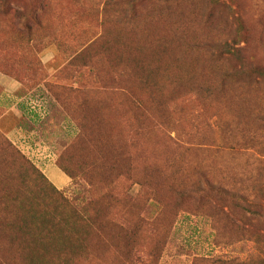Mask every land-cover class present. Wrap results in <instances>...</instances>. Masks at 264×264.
Returning a JSON list of instances; mask_svg holds the SVG:
<instances>
[{
	"label": "rangeland",
	"instance_id": "obj_1",
	"mask_svg": "<svg viewBox=\"0 0 264 264\" xmlns=\"http://www.w3.org/2000/svg\"><path fill=\"white\" fill-rule=\"evenodd\" d=\"M0 264H264V0H0Z\"/></svg>",
	"mask_w": 264,
	"mask_h": 264
},
{
	"label": "crops",
	"instance_id": "obj_2",
	"mask_svg": "<svg viewBox=\"0 0 264 264\" xmlns=\"http://www.w3.org/2000/svg\"><path fill=\"white\" fill-rule=\"evenodd\" d=\"M53 171H54L55 175L57 176V170L54 169Z\"/></svg>",
	"mask_w": 264,
	"mask_h": 264
},
{
	"label": "trees",
	"instance_id": "obj_3",
	"mask_svg": "<svg viewBox=\"0 0 264 264\" xmlns=\"http://www.w3.org/2000/svg\"><path fill=\"white\" fill-rule=\"evenodd\" d=\"M83 208H85V207H83Z\"/></svg>",
	"mask_w": 264,
	"mask_h": 264
}]
</instances>
